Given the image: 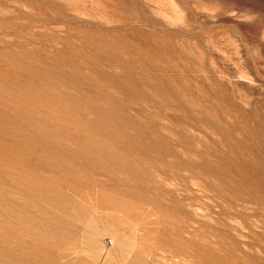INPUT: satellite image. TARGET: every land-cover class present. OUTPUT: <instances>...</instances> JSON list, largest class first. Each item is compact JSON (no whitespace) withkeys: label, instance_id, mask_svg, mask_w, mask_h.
Returning <instances> with one entry per match:
<instances>
[{"label":"rangeland","instance_id":"rangeland-1","mask_svg":"<svg viewBox=\"0 0 264 264\" xmlns=\"http://www.w3.org/2000/svg\"><path fill=\"white\" fill-rule=\"evenodd\" d=\"M0 264H264V0H0Z\"/></svg>","mask_w":264,"mask_h":264},{"label":"bare ground","instance_id":"bare-ground-1","mask_svg":"<svg viewBox=\"0 0 264 264\" xmlns=\"http://www.w3.org/2000/svg\"><path fill=\"white\" fill-rule=\"evenodd\" d=\"M17 261V260H16Z\"/></svg>","mask_w":264,"mask_h":264}]
</instances>
